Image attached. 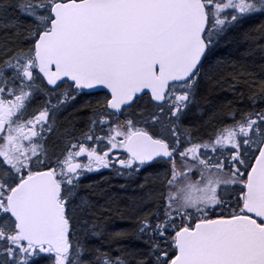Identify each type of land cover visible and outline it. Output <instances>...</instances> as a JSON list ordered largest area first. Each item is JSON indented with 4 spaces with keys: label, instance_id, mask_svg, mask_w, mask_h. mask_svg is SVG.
Returning a JSON list of instances; mask_svg holds the SVG:
<instances>
[{
    "label": "snow or ice",
    "instance_id": "6c2138e0",
    "mask_svg": "<svg viewBox=\"0 0 264 264\" xmlns=\"http://www.w3.org/2000/svg\"><path fill=\"white\" fill-rule=\"evenodd\" d=\"M261 18L264 0H0V264H264ZM214 89L236 99L205 138L189 117ZM101 169L152 171L121 210L82 182Z\"/></svg>",
    "mask_w": 264,
    "mask_h": 264
},
{
    "label": "trees",
    "instance_id": "16d2710c",
    "mask_svg": "<svg viewBox=\"0 0 264 264\" xmlns=\"http://www.w3.org/2000/svg\"><path fill=\"white\" fill-rule=\"evenodd\" d=\"M264 19V18H261ZM261 19H256L250 21L244 27L253 28L257 26ZM20 20L26 23V19L21 16ZM11 37V31L8 32V38ZM6 39L5 32L0 30V43H3ZM231 43L228 44L224 49L222 54H225L229 49L232 50V58L240 59L243 54H245L250 48H255L254 44H250L245 37L241 34V32L231 33L230 34ZM264 43V41H261ZM255 59L256 63L259 64L261 62L260 52L256 50L253 57H248L249 62ZM251 71H258L257 68H250ZM243 87L241 86V89ZM205 100L202 101V105L204 108V114L201 116L198 113L192 114L189 117V121L199 126L198 135L204 136L206 138L208 133H211L214 130V127L219 126V121L210 119L212 117L213 112L216 110V107L222 103H226L227 101L235 100L236 97L232 95L230 92H221L219 89H214L209 93H205ZM236 107H244L243 103H238L235 105ZM83 115V114H81ZM83 122L79 123L77 127H81ZM152 169H148L147 172L141 171L137 176L128 178L117 176L113 171H103L102 173H98L96 175H88L83 179V183L93 184L96 187V190L104 189L105 193L98 198V203L105 204L109 197L113 198V208H119L121 210H127L129 205L132 203L130 198H138L142 195L141 189H139L138 185L144 182V177L150 173ZM124 187H121V186ZM126 215L128 213L126 212ZM103 220L106 221L109 228L111 229H119V228H130L131 224L127 219L120 220L117 217V214L113 212L111 217L105 215L102 217Z\"/></svg>",
    "mask_w": 264,
    "mask_h": 264
},
{
    "label": "rangeland",
    "instance_id": "374dc122",
    "mask_svg": "<svg viewBox=\"0 0 264 264\" xmlns=\"http://www.w3.org/2000/svg\"><path fill=\"white\" fill-rule=\"evenodd\" d=\"M64 118H65V117L60 118L61 121H63ZM106 170H107V171H110V169H101V170H99L98 172L88 173V174H86V176H88V175H90V176H92V175H96V174H98V173H102L103 171H106Z\"/></svg>",
    "mask_w": 264,
    "mask_h": 264
},
{
    "label": "flooded vegetation",
    "instance_id": "af4514ba",
    "mask_svg": "<svg viewBox=\"0 0 264 264\" xmlns=\"http://www.w3.org/2000/svg\"><path fill=\"white\" fill-rule=\"evenodd\" d=\"M72 111H73V109L71 107H69L68 112H72ZM66 115H67V113H65L64 115H62L60 118H63ZM81 127H83V124L81 125ZM85 162H86V159H85Z\"/></svg>",
    "mask_w": 264,
    "mask_h": 264
}]
</instances>
